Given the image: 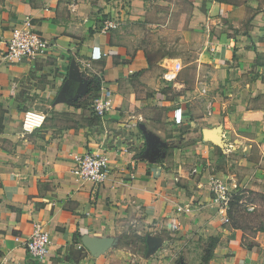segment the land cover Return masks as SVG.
<instances>
[{
  "label": "crops",
  "instance_id": "obj_1",
  "mask_svg": "<svg viewBox=\"0 0 264 264\" xmlns=\"http://www.w3.org/2000/svg\"><path fill=\"white\" fill-rule=\"evenodd\" d=\"M183 2L182 12L171 1L173 18L197 36V57L190 78L173 82L145 55L133 25L140 0H0V264H160L118 244L213 234L214 178L264 188V0ZM162 15L151 32L166 26ZM26 19L49 48L9 61ZM102 87L112 107L100 118L90 104ZM27 110L45 116L31 131ZM96 149L109 156L101 184L75 173ZM35 222L51 240L43 259L23 245ZM244 240L221 232L208 264H261Z\"/></svg>",
  "mask_w": 264,
  "mask_h": 264
},
{
  "label": "rangeland",
  "instance_id": "obj_2",
  "mask_svg": "<svg viewBox=\"0 0 264 264\" xmlns=\"http://www.w3.org/2000/svg\"><path fill=\"white\" fill-rule=\"evenodd\" d=\"M171 1L140 0V4L135 7L136 15L139 17L134 19L133 25L138 27L136 30L142 46H145V55L158 62V70L161 69L164 72L165 80H173L174 82L175 79H179L180 75L190 78L189 73H192L194 64H196L197 44L195 39L197 36L189 32L182 33L179 30V26H183L184 20L183 18L182 20L179 19L178 15L173 18L176 9L171 10ZM178 2L182 5L185 4L183 0H174L173 6ZM185 6L181 7L182 12L184 9L188 10L186 4ZM148 13H153V16L148 18ZM158 13L161 14L160 17L162 18H164L162 13L167 14V24L164 27H159L155 32H151L150 30L157 27L149 22L158 21ZM113 20L112 22L116 26L118 22L122 21L121 17ZM215 153L216 157L223 162V153L219 150ZM247 187L248 184L246 183L245 186L230 189L232 199L229 208L225 215L218 208L219 227L214 230L213 234L208 227L204 231H197L180 238L182 240L180 242H176L177 237L171 236L168 242L162 243L156 249L155 244L150 247L148 243L134 239L118 245H125L141 257H145L148 253L153 254V258L161 260L160 264H208L204 261L206 252L211 249L213 253L216 247H210L211 240L213 241L214 238L218 244L217 241L220 240L221 232L228 231L230 234L234 229H238L245 238L244 243L246 245L257 247L261 264H264V188L257 187L251 190Z\"/></svg>",
  "mask_w": 264,
  "mask_h": 264
},
{
  "label": "built area",
  "instance_id": "obj_3",
  "mask_svg": "<svg viewBox=\"0 0 264 264\" xmlns=\"http://www.w3.org/2000/svg\"><path fill=\"white\" fill-rule=\"evenodd\" d=\"M107 31L116 26L110 20L106 21ZM49 42L42 35L31 28L29 19L23 22L21 28L14 27L7 43V47L2 57L15 61L23 57H32L48 50ZM110 91L104 87L100 93L93 98L90 108L93 113L103 118L111 109ZM45 119L44 114L34 110H27L24 113L23 128L25 131H31L40 126ZM110 172L109 156L103 149L88 150L82 156L76 158L75 173L83 180H88L94 184L103 183ZM195 172V169H193ZM213 195V201L218 205L220 212L224 215L229 208L232 199V191L220 179H212L209 183ZM30 236L23 241L28 254L36 259H43L49 254L51 240L49 233L43 228L41 223L35 222L32 225Z\"/></svg>",
  "mask_w": 264,
  "mask_h": 264
},
{
  "label": "trees",
  "instance_id": "obj_4",
  "mask_svg": "<svg viewBox=\"0 0 264 264\" xmlns=\"http://www.w3.org/2000/svg\"><path fill=\"white\" fill-rule=\"evenodd\" d=\"M210 247L214 248L215 245H216V240H214L213 238V241L211 240V243H209ZM211 253H212V250L209 249L207 252H206V256L204 258V261L207 262L209 259H210V256H211Z\"/></svg>",
  "mask_w": 264,
  "mask_h": 264
}]
</instances>
